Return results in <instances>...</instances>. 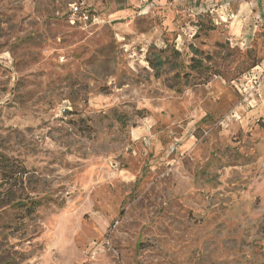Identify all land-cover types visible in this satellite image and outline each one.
I'll return each instance as SVG.
<instances>
[{"label":"rangeland","instance_id":"obj_1","mask_svg":"<svg viewBox=\"0 0 264 264\" xmlns=\"http://www.w3.org/2000/svg\"><path fill=\"white\" fill-rule=\"evenodd\" d=\"M226 2L0 0V264H264V0Z\"/></svg>","mask_w":264,"mask_h":264},{"label":"trees","instance_id":"obj_2","mask_svg":"<svg viewBox=\"0 0 264 264\" xmlns=\"http://www.w3.org/2000/svg\"><path fill=\"white\" fill-rule=\"evenodd\" d=\"M156 62L157 65H155V68H159L161 67L164 63H166V60L162 59V58H158V56H156ZM154 65V64H153ZM264 127V125H263ZM40 204L39 200H29V201H23L20 200L19 202H17V205L25 207V209L31 214L35 208Z\"/></svg>","mask_w":264,"mask_h":264},{"label":"built area","instance_id":"obj_3","mask_svg":"<svg viewBox=\"0 0 264 264\" xmlns=\"http://www.w3.org/2000/svg\"><path fill=\"white\" fill-rule=\"evenodd\" d=\"M232 1H233V0H227L226 5H228V6L231 5ZM240 1H241V2H248V1H251V2H252V1H254V0H240Z\"/></svg>","mask_w":264,"mask_h":264}]
</instances>
